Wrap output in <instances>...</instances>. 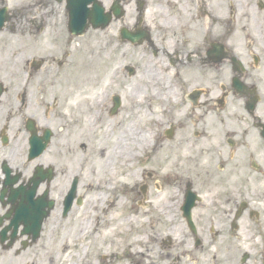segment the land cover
Segmentation results:
<instances>
[{
	"label": "flooded vegetation",
	"instance_id": "1",
	"mask_svg": "<svg viewBox=\"0 0 264 264\" xmlns=\"http://www.w3.org/2000/svg\"><path fill=\"white\" fill-rule=\"evenodd\" d=\"M96 31L113 39L115 57L127 54L123 44L151 59L152 85L143 81L128 97L105 90L96 108L101 117L132 112L130 164L149 167L124 198L129 212L142 204L156 229L139 250L128 230L101 237L104 193L89 191L101 187L72 174L69 160L80 153L76 165L88 170L97 158L99 129H86L67 95L81 68L77 45ZM135 69L124 64L128 76ZM139 112L147 126L134 128ZM118 256L129 264H264V0H0V264Z\"/></svg>",
	"mask_w": 264,
	"mask_h": 264
},
{
	"label": "rangeland",
	"instance_id": "2",
	"mask_svg": "<svg viewBox=\"0 0 264 264\" xmlns=\"http://www.w3.org/2000/svg\"><path fill=\"white\" fill-rule=\"evenodd\" d=\"M113 39L109 38V34L105 31H96V32H89L87 35L84 36V38L82 39V44L81 45H77V47H81V49H79L78 51V55H76V57H78V61L77 64L78 66L80 65V54L88 49L92 50V53H95V57L96 60L99 61L100 59V63L107 65V71L105 74H107V76H109V78L107 80L108 81V85L106 86L107 88V94H111V93H120L122 95H124V97H128V92L130 89H134L135 86L140 85L139 83L144 82H148V85H152V82L154 81L153 79V74L148 75L145 70V67H147L148 69H150V67L147 66L148 60L151 61V59L147 56V61H144L142 59L143 53L141 51V48L136 49L135 51L128 49V47L126 45L120 44L119 45V53H122L124 50L127 51V54L125 55H120V61H116L114 62V58H113V51H112V47H113ZM97 48H100V51H97ZM97 61V62H98ZM134 63V66L136 67V72L135 74L131 77L128 76L127 74V70L126 72L124 71V64L127 63ZM90 63V62H89ZM88 63V64H89ZM73 72V71H72ZM89 73H91V71H88ZM156 75V74H155ZM106 80V81H107ZM66 76H64L61 79L57 80V97L60 96L62 98V95L64 94V92L66 91ZM75 83V82H74ZM74 83H72V86H74ZM138 89L140 87H137ZM59 98V97H58ZM64 98H62L63 100ZM125 104L128 103V100L124 101ZM105 114H107L106 111H104ZM104 114V117L106 119H108L109 121L115 122L114 119H118V122H122L123 124H121L123 126L124 129L127 130L128 133V128L130 127L129 121L127 118H132L131 114L132 112H130L129 110H127L126 108L122 107L121 112L119 113V116H107ZM142 114L139 112L138 116L137 114L134 115L135 119L137 118L135 124H134V128H142L143 126H147L145 120L142 119L141 116ZM160 116V115H159ZM118 117V118H117ZM139 117V118H138ZM161 117V116H160ZM164 121H166V119H163ZM166 125V123H165ZM164 124H160L157 127H152V128H146V131H150L152 129L153 132L155 131V129L157 128H161V127H165ZM133 131V129H132ZM114 135H109L107 138V143L111 145V149L113 148L112 146V142L117 139V136H120L119 131L113 133ZM78 137L77 134L73 135L72 137V141H74V139H76ZM85 141V140H84ZM87 143V142H86ZM90 143H96V141L94 142H90ZM57 144H60V140L57 139ZM76 144H70L69 147L72 149L76 148ZM118 149L114 148L112 150L105 151L104 152V157L102 158L101 163L99 164L101 165L100 168H103V174H101V172H99V174H94V177H91L90 174L91 172L88 171L85 166H82L81 168H78L76 165V161L79 160L82 156L80 153H72L71 156H69V160L71 162V167H72V174L77 173L76 171L79 170L78 173L81 172L83 173L81 179H83L85 182H87V184L91 185L92 187H96V186H100L102 187L104 184L106 185L105 181L106 180H111L112 185L108 188V186H105L104 191H107L108 193V202H113L114 197H119L120 199H126L127 197H129L128 193L130 191V187H131V183L134 181L136 183H138V185H140L141 183V176L145 173V171L149 168L148 166H146L143 162L140 163V161H138L137 163H135L134 165H131L126 168V167H121L119 165V159L115 158L113 159L112 155L115 154V151H117ZM108 163V166H105V164ZM134 166V168H133ZM89 176V177H86ZM107 178H111V179H107ZM124 180V181H122ZM137 185V186H138ZM89 191H97L99 192L100 189L95 190L93 189H89ZM128 202V200H127ZM129 204V202H128ZM131 207V206H130ZM144 206L141 204H136L135 207L133 208L134 212L135 211H143ZM103 215H104V211H103ZM102 214L100 215V219H101ZM145 219H138V226L134 224L133 221V228H131V230H133V232H130V239L131 240L133 238V236H135V239L137 240V238H141L142 240L138 241L136 246V250H139V246L138 245H143L146 243L147 241V233H151L152 234V239L155 237V233H156V229H152V231L149 230V228L147 227V221H146V216L143 217ZM101 223V222H100ZM116 228H122V225L119 223H114V226ZM113 227L111 229H113ZM138 229V231L140 232V234H138L136 232V230ZM114 230V229H113ZM171 230V229H170ZM175 231V230H174ZM135 233V235H134ZM162 234V236H166V238H169V236L173 239L176 240L178 239V236L176 235V233L166 231L164 230L163 232H160ZM146 235V237H145ZM137 237V238H136ZM115 242H119V240L115 241ZM147 244V243H146ZM117 245L113 247H107L106 244H104V251H107V249H115ZM109 264H129V261L127 259H123L121 256H118L116 258H112L111 260L108 259ZM108 261L105 260V264H108ZM146 263H148V261H145Z\"/></svg>",
	"mask_w": 264,
	"mask_h": 264
},
{
	"label": "bare ground",
	"instance_id": "3",
	"mask_svg": "<svg viewBox=\"0 0 264 264\" xmlns=\"http://www.w3.org/2000/svg\"><path fill=\"white\" fill-rule=\"evenodd\" d=\"M97 51L99 52L100 48H97ZM113 58L120 60V57H115L114 54ZM80 60V72L78 74H73L69 79L72 83L78 80L72 89L67 91V95L70 96V106L75 105L76 107H80V110L86 117V129L93 130L95 127L99 129L96 134L99 136V141L97 143V158L95 160H88L86 166L89 171L94 170L97 174H99V172L103 174V168H100L101 165L99 164H102L101 161L104 157V152H109L116 148L118 150L115 151L112 158H115V160L119 159V165L128 168L130 166V160L133 157L132 150L138 147V142L130 140L127 130L124 129L123 126L119 124L117 127L115 122L109 121L105 117H101L96 111L97 106L102 101L101 96L103 95V98L105 97L103 91L107 90L106 86L110 80H107L109 76L105 74L107 71V65L100 63V59L99 61L96 60L95 53H92L91 49L82 52L80 54ZM88 71H91V73ZM148 121H151V119L149 118ZM116 131H119L120 136H117V139L112 142L113 148L111 149V145L107 143V137L110 134L114 135L113 133ZM139 134L142 136V131H140ZM105 166H108V163H106ZM112 182L113 181L111 180H106V185L104 184L99 188L101 192L104 193V195L101 196L104 203V216L99 224V231L101 237L107 239L110 238L111 230H113L111 228L114 226V223L122 225L120 232L128 230L130 233L129 223L134 221L136 227V225L138 226V219H144L143 217H145L144 211L142 210L141 212L135 211L134 213L127 211L125 208L126 201H124L123 198L120 199L119 197H114L113 202H108L109 197L106 196L107 191H104V188L105 186H108L109 188L112 185ZM136 232L140 234L138 229ZM140 240H142L140 237L136 240L135 236H133L131 242L136 245Z\"/></svg>",
	"mask_w": 264,
	"mask_h": 264
}]
</instances>
